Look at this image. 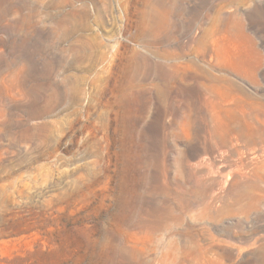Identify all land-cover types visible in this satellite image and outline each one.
Returning <instances> with one entry per match:
<instances>
[{
  "label": "rangeland",
  "instance_id": "374dc122",
  "mask_svg": "<svg viewBox=\"0 0 264 264\" xmlns=\"http://www.w3.org/2000/svg\"><path fill=\"white\" fill-rule=\"evenodd\" d=\"M0 264H264V0H0Z\"/></svg>",
  "mask_w": 264,
  "mask_h": 264
}]
</instances>
